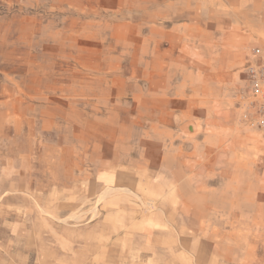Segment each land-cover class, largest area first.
Here are the masks:
<instances>
[{"label": "rangeland", "instance_id": "374dc122", "mask_svg": "<svg viewBox=\"0 0 264 264\" xmlns=\"http://www.w3.org/2000/svg\"><path fill=\"white\" fill-rule=\"evenodd\" d=\"M261 65L264 0H0V264H264Z\"/></svg>", "mask_w": 264, "mask_h": 264}, {"label": "crops", "instance_id": "0c3cea01", "mask_svg": "<svg viewBox=\"0 0 264 264\" xmlns=\"http://www.w3.org/2000/svg\"><path fill=\"white\" fill-rule=\"evenodd\" d=\"M152 125L157 126L154 128L162 130L161 125ZM154 142L155 144L151 145V147L153 154L157 156L162 151V139L158 138L157 142ZM124 178V174L120 171L103 170L96 176V185L102 184L105 187L114 186L120 184V181L122 183ZM107 237L112 238L110 240L116 244L106 245L100 248L96 246L97 249L94 253L96 257H93L96 260V264H98V258L103 256L106 257L105 261L103 258L100 259L101 264H161L163 253L170 254L172 252L171 248H173L172 245L165 244L164 242L177 240L172 239L173 237L177 238L175 235L171 238L167 235L155 233L119 234L113 237ZM175 249H177V246H175ZM176 252L179 253V251ZM93 258L91 257L90 264H94Z\"/></svg>", "mask_w": 264, "mask_h": 264}, {"label": "built area", "instance_id": "2783aa9c", "mask_svg": "<svg viewBox=\"0 0 264 264\" xmlns=\"http://www.w3.org/2000/svg\"><path fill=\"white\" fill-rule=\"evenodd\" d=\"M252 81L254 105L256 109L257 123L264 129V66L252 67L249 71Z\"/></svg>", "mask_w": 264, "mask_h": 264}, {"label": "bare ground", "instance_id": "6f19581e", "mask_svg": "<svg viewBox=\"0 0 264 264\" xmlns=\"http://www.w3.org/2000/svg\"><path fill=\"white\" fill-rule=\"evenodd\" d=\"M192 125H193V124H192ZM192 125H191V126H192ZM193 128H194V127H193Z\"/></svg>", "mask_w": 264, "mask_h": 264}]
</instances>
